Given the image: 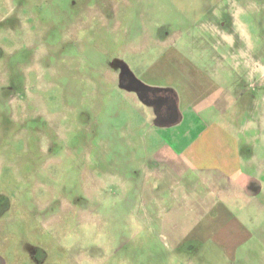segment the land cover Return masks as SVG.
<instances>
[{
    "label": "rangeland",
    "instance_id": "1",
    "mask_svg": "<svg viewBox=\"0 0 264 264\" xmlns=\"http://www.w3.org/2000/svg\"><path fill=\"white\" fill-rule=\"evenodd\" d=\"M171 61L222 86L199 145L264 150V0H0V264H192L147 202L188 112L140 86Z\"/></svg>",
    "mask_w": 264,
    "mask_h": 264
},
{
    "label": "crops",
    "instance_id": "2",
    "mask_svg": "<svg viewBox=\"0 0 264 264\" xmlns=\"http://www.w3.org/2000/svg\"><path fill=\"white\" fill-rule=\"evenodd\" d=\"M166 62L164 68L149 69L159 81L142 83V96L154 101L162 96L158 86L171 84L180 91L188 114L180 125L165 128L172 134V146L156 149L149 160L148 211L158 202L165 238L176 250H189L192 264H264L263 147L248 144L246 131L232 133V145H199L208 136H193L190 128L197 126L199 113L214 105L222 86L212 85L203 69H177V61L170 62L175 69H166ZM189 135L191 144L181 145Z\"/></svg>",
    "mask_w": 264,
    "mask_h": 264
}]
</instances>
